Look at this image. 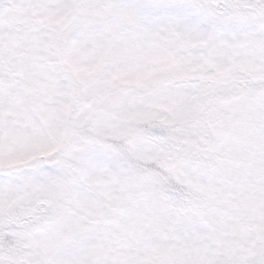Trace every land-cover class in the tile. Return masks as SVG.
Returning a JSON list of instances; mask_svg holds the SVG:
<instances>
[{
  "label": "snow or ice",
  "instance_id": "6c2138e0",
  "mask_svg": "<svg viewBox=\"0 0 264 264\" xmlns=\"http://www.w3.org/2000/svg\"><path fill=\"white\" fill-rule=\"evenodd\" d=\"M0 264H264V0H0Z\"/></svg>",
  "mask_w": 264,
  "mask_h": 264
}]
</instances>
